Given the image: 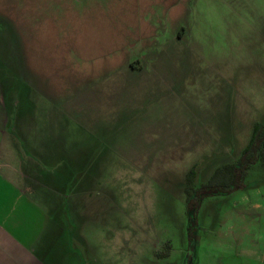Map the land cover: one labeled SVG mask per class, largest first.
I'll return each mask as SVG.
<instances>
[{
	"label": "rangeland",
	"instance_id": "obj_1",
	"mask_svg": "<svg viewBox=\"0 0 264 264\" xmlns=\"http://www.w3.org/2000/svg\"><path fill=\"white\" fill-rule=\"evenodd\" d=\"M0 8L28 34L36 63L53 70L72 138L97 143L84 148L99 154L101 179L84 197L95 211L80 213L97 225L95 246L94 225L87 244L74 243L82 264H260L264 163L243 188L204 199L193 252L185 188L191 168L198 187L222 165L218 141L244 144L264 123V0H0ZM2 16L0 60L22 73Z\"/></svg>",
	"mask_w": 264,
	"mask_h": 264
},
{
	"label": "crops",
	"instance_id": "obj_2",
	"mask_svg": "<svg viewBox=\"0 0 264 264\" xmlns=\"http://www.w3.org/2000/svg\"><path fill=\"white\" fill-rule=\"evenodd\" d=\"M3 14L12 18L0 8V19ZM12 22L8 23L15 31L20 57L16 63L23 71L14 73L13 65L0 60V264H66L71 258L82 264L83 254L75 257L74 243L87 244L84 230L94 225L95 246L97 225L91 220L86 226L80 213L95 211L93 200L89 208L84 197L96 190L101 179L99 154L88 155L84 148L97 143L72 138L68 118L59 111L56 99L64 91L53 90L48 78L53 70L36 63L35 45L27 49L23 38L28 34ZM56 76L63 78V71H56ZM17 77L22 78L20 88ZM250 139L241 145L237 139L216 141L222 143L214 150L222 165L208 180L218 168L238 162ZM257 259L264 264V253Z\"/></svg>",
	"mask_w": 264,
	"mask_h": 264
},
{
	"label": "trees",
	"instance_id": "obj_3",
	"mask_svg": "<svg viewBox=\"0 0 264 264\" xmlns=\"http://www.w3.org/2000/svg\"><path fill=\"white\" fill-rule=\"evenodd\" d=\"M259 161L264 163V123L262 122L254 125L250 142L243 150L238 162L218 168L207 182L198 187L195 182L196 170L194 167L190 169L187 174L185 192L189 215L188 232L192 252L195 246L194 226L197 224V214L204 199L210 196L228 194L243 188L249 169ZM164 255L168 256L169 252ZM193 261L194 254H190L188 262Z\"/></svg>",
	"mask_w": 264,
	"mask_h": 264
}]
</instances>
